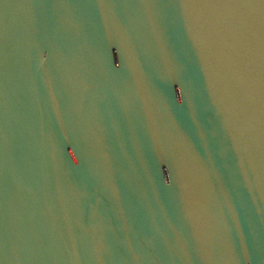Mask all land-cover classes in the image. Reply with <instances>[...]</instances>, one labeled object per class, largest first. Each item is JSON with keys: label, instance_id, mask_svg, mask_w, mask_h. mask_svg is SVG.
Segmentation results:
<instances>
[{"label": "water", "instance_id": "1", "mask_svg": "<svg viewBox=\"0 0 264 264\" xmlns=\"http://www.w3.org/2000/svg\"><path fill=\"white\" fill-rule=\"evenodd\" d=\"M0 264H264V0H0Z\"/></svg>", "mask_w": 264, "mask_h": 264}]
</instances>
